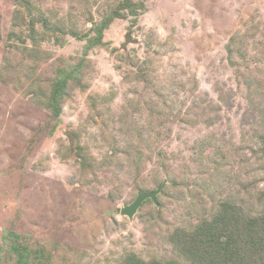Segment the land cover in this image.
Instances as JSON below:
<instances>
[{
	"label": "rangeland",
	"instance_id": "1",
	"mask_svg": "<svg viewBox=\"0 0 264 264\" xmlns=\"http://www.w3.org/2000/svg\"><path fill=\"white\" fill-rule=\"evenodd\" d=\"M118 1L31 0L34 33L25 3L0 0L1 264H17L13 244L28 264H119L127 253L177 260L167 240L176 227L220 201L257 207L264 0H133L146 7L137 22L115 20L87 52L86 35ZM135 57L149 61L153 82L134 78ZM80 60L82 84L71 83L55 118L34 91L49 92L57 70ZM170 91L166 110L161 92ZM77 147L96 174H81ZM135 150L140 158L128 155ZM165 180L161 206L147 200L132 220L121 215Z\"/></svg>",
	"mask_w": 264,
	"mask_h": 264
},
{
	"label": "trees",
	"instance_id": "2",
	"mask_svg": "<svg viewBox=\"0 0 264 264\" xmlns=\"http://www.w3.org/2000/svg\"><path fill=\"white\" fill-rule=\"evenodd\" d=\"M20 4L25 3V9L30 16L31 28L35 30V24L38 21L35 17H32L33 7L30 5L31 0H17ZM146 7L144 2H134L133 0H120L115 3L111 13L103 19L95 23L92 28V33L86 35V51L95 48L96 46L103 44L104 32L111 24L119 18H128L132 16L134 18L133 23L135 24L138 19L140 12L145 10ZM49 20L43 17V21ZM43 22V23H44ZM63 23L56 18L54 24ZM48 24H46L47 26ZM61 24L57 25L60 26ZM48 29V27H47ZM57 30L62 31V27H57ZM36 30L34 31V33ZM66 32L73 37H79V33L76 30L66 29ZM34 38V36H33ZM146 40V44L151 48L153 39ZM116 51V50H115ZM131 64L136 68L135 73L137 76L134 78L140 83H151L150 74L147 72V66L149 61H140L136 57L131 59ZM83 68L84 60H80L77 64H69L67 68H59L57 70L56 77L52 80L49 92L42 93L41 90L34 91V96L37 98L42 105L50 109L53 117L60 118L63 111L62 101L69 94V87L71 83L81 85L83 79ZM185 88V84L178 85ZM151 88V87H146ZM167 88L172 90L174 87ZM162 91L161 88H157ZM164 89V88H163ZM152 92H154L152 90ZM172 94V92H169ZM174 94V92H173ZM168 94L164 95L161 92L163 108L166 110H172L175 98ZM159 96V93H155ZM164 96V97H163ZM167 96L170 101H167ZM45 99H41V98ZM101 99V98H100ZM105 99L111 100L106 97ZM93 107H96L95 100H92ZM263 117L262 133L259 137L260 145L262 150L260 152L264 154V110L261 112ZM170 117V116H168ZM189 122V120H185ZM153 128L149 126L148 128ZM140 127H136L135 133H140ZM136 138V137H135ZM78 153L82 161H78L80 166L81 174L84 176L96 174L94 170L97 166L94 165V158H87V147H77ZM202 154L204 150L201 151ZM90 154V152H89ZM142 153L135 150L129 156L137 155V158ZM136 157V156H135ZM141 157V156H140ZM139 157V158H140ZM218 164V161H216ZM221 163L216 166V171H219ZM103 168V167H102ZM174 185L178 183L173 182ZM146 192L145 189H141ZM167 193H164L166 195ZM257 207L254 209L247 207L246 202L239 204L236 200L232 201H220L216 203V206L210 210L209 215H205L198 219L196 223H188L187 225L176 227L167 237L168 242L174 248L177 254V260H165L161 261L157 258L145 260L135 253H127L119 264H264V188L256 193L255 195ZM158 203L161 206L162 203L159 198ZM152 202L151 200H148ZM147 202V201H146ZM145 202V203H146ZM12 235V233H11ZM10 235V236H11ZM18 238V235H16ZM7 239V237H6ZM6 242H8L6 240ZM20 245L13 244L12 250L16 255L18 262L17 264H28V253L27 250L22 248ZM3 252H0V264L3 258ZM40 256V252H38Z\"/></svg>",
	"mask_w": 264,
	"mask_h": 264
},
{
	"label": "water",
	"instance_id": "3",
	"mask_svg": "<svg viewBox=\"0 0 264 264\" xmlns=\"http://www.w3.org/2000/svg\"><path fill=\"white\" fill-rule=\"evenodd\" d=\"M166 183L167 180H165L163 184L160 187H158L155 191L146 192V193L139 192L137 194L136 199L131 204L123 206V208L121 209V215L127 216L132 220L134 216L137 214L138 210L147 200H151L153 203L158 205L157 197L163 191Z\"/></svg>",
	"mask_w": 264,
	"mask_h": 264
}]
</instances>
